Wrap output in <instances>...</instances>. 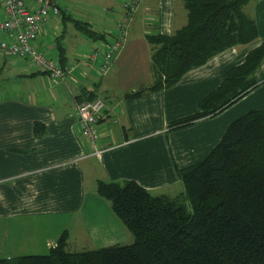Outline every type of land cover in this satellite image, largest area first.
Wrapping results in <instances>:
<instances>
[{
  "label": "crops",
  "instance_id": "0c3cea01",
  "mask_svg": "<svg viewBox=\"0 0 264 264\" xmlns=\"http://www.w3.org/2000/svg\"><path fill=\"white\" fill-rule=\"evenodd\" d=\"M95 3L107 12L114 9V26L104 24L94 31L93 23L75 19L65 9L59 17L48 15L33 42L56 62L61 57L65 65L74 63L60 80L0 49V242L10 244L17 256L39 255L19 251L24 245L22 230L33 234L24 246L39 252L52 247L61 233L67 236L64 249L81 241L101 248L106 243L130 244L132 234L115 217L110 202L98 197L96 182L132 180L152 195L177 196L183 188L178 168L202 161L241 114L264 110L263 57L252 72L257 84L236 103L213 117L167 129L170 123L198 113V102L222 83L224 72L261 44L264 0H250L243 9L257 28L254 41L224 49L182 74L172 87L137 97L126 95L153 82V46L147 35H172L186 23L185 8L180 0H138L121 49L107 71L99 74V60L89 56L114 40L123 9L122 0ZM61 4L72 7L71 0H59ZM87 95L103 101L96 128L95 146L102 150L98 156L80 134L74 109ZM6 233L9 237L4 238Z\"/></svg>",
  "mask_w": 264,
  "mask_h": 264
},
{
  "label": "trees",
  "instance_id": "16d2710c",
  "mask_svg": "<svg viewBox=\"0 0 264 264\" xmlns=\"http://www.w3.org/2000/svg\"><path fill=\"white\" fill-rule=\"evenodd\" d=\"M248 1L180 0L186 23L170 36L146 38L153 46V82L126 96L172 87L182 74L224 49L254 41L257 28L243 11ZM263 57L264 35L200 99L198 113L167 129L213 117L236 103L257 84L252 72ZM59 64L65 65L61 57ZM226 128L202 161L178 168L183 188L177 196L152 195L132 180L96 182L98 197L110 202L115 217L132 234L130 244L75 253L64 249L67 236L61 233L48 254L1 258L0 264H264V110L246 111Z\"/></svg>",
  "mask_w": 264,
  "mask_h": 264
},
{
  "label": "built area",
  "instance_id": "2783aa9c",
  "mask_svg": "<svg viewBox=\"0 0 264 264\" xmlns=\"http://www.w3.org/2000/svg\"><path fill=\"white\" fill-rule=\"evenodd\" d=\"M58 2L59 0H0V49L18 59L29 60L37 70L56 80L70 73L74 63L61 66L55 59L45 56L33 42L37 39L39 30L44 27L48 15L57 17L62 9H66L61 8ZM137 2L138 0H127L121 3L124 13L121 21L117 23L114 40L107 48H97L91 52L89 58L93 61L99 60V74L107 71L113 55L121 49ZM102 102L100 98L80 100L74 107L79 121V132L94 146L97 156L102 152L95 146Z\"/></svg>",
  "mask_w": 264,
  "mask_h": 264
},
{
  "label": "rangeland",
  "instance_id": "374dc122",
  "mask_svg": "<svg viewBox=\"0 0 264 264\" xmlns=\"http://www.w3.org/2000/svg\"><path fill=\"white\" fill-rule=\"evenodd\" d=\"M96 1L97 0H71L72 7L70 8V4H69V7H66V6L65 7L68 11L71 10L72 16L75 19H79L81 21H89V22L93 23L92 29L94 31H96L97 28H102V26H104V24L106 25V27L114 26L115 20L117 19L116 18L117 15H115L116 13L115 14L112 13V12H114V9L108 10V12H107L103 6L95 3ZM123 1H126V0H122V2ZM63 6L64 5L61 4L60 7L64 8ZM75 8H77V9L80 8V10H84L85 13L81 14L76 10L74 11ZM121 9H123V7H121ZM76 13H78V14H76ZM123 13H124V9L122 10L121 15L119 16L120 21H121V16ZM110 15H112V16H110ZM58 21H59V18H58ZM131 25H132V23H131ZM130 26H129V28H130ZM70 27H71V25L68 24L66 29L69 31ZM57 31L58 32H56V34H59L60 33L59 27H58ZM128 32H130V31L128 30ZM54 34H55V32H54ZM128 36H129V34H128ZM128 36H127V38H128ZM95 44L97 45V41ZM0 233H1V230H0ZM5 235L6 236H4V238L9 237L8 233H6ZM19 235H22L21 241L23 242L24 245L28 244V242L32 241V239H33V234H32V232H29V230L28 231L22 230ZM0 239H3V234H0ZM16 241H18V240L16 239ZM83 242L84 241H81V242H79V244H77V243L69 244L67 246L66 250L70 251V252L78 253V252L84 251V250L89 251V250H92L94 248H99V246L90 247L89 245L84 244ZM120 244H124V243H120ZM9 245L10 244H8V243L3 244V242H0V259L1 258H12V259L16 258V256H17L16 254H18V253L15 254V252L11 250V247ZM24 245L20 248L21 250H19V251H23L25 254L29 253V252H34V253L37 252L39 255L49 253L48 247L45 248V246L43 248L44 251L41 250V252H39L38 250L33 249L32 246L29 247V246H24ZM105 245H108V243H106ZM105 245H103V246H105Z\"/></svg>",
  "mask_w": 264,
  "mask_h": 264
}]
</instances>
